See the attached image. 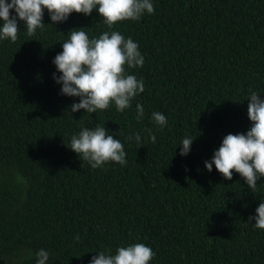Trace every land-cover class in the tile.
Instances as JSON below:
<instances>
[{
  "label": "trees",
  "instance_id": "obj_1",
  "mask_svg": "<svg viewBox=\"0 0 264 264\" xmlns=\"http://www.w3.org/2000/svg\"><path fill=\"white\" fill-rule=\"evenodd\" d=\"M43 22L32 35L20 22L16 41L0 40V264H35L40 248L49 264H87L137 242L155 252L148 264H264V229L248 221L264 176L250 189L234 169L226 179L204 167L224 135L252 123L247 95L264 96V0H154L152 13L115 22L144 56L142 66L124 65L144 90L122 112L110 102L72 113L79 97L59 94L52 77L76 27L90 38L110 31L102 15L53 22L45 10ZM153 111L167 117L163 128ZM97 123L124 145L125 165L92 168L68 146ZM186 136L191 150L180 155Z\"/></svg>",
  "mask_w": 264,
  "mask_h": 264
},
{
  "label": "clouds",
  "instance_id": "obj_2",
  "mask_svg": "<svg viewBox=\"0 0 264 264\" xmlns=\"http://www.w3.org/2000/svg\"><path fill=\"white\" fill-rule=\"evenodd\" d=\"M94 8L102 15L110 31L90 38L83 26L76 27L77 30L71 31L63 40L62 51L52 58L56 69L52 77L60 85L59 94L79 97L78 102L74 100L70 105L72 113L79 109L87 113L107 109L110 102L122 112L131 106L132 98L144 90L143 79L126 73L124 65L129 68L142 66L144 56L137 41L111 30L112 25L124 19L137 20L144 12L152 13L154 0H0V40L16 41L20 22L26 25L28 35L37 28H43L45 10L51 21L63 22L73 11L89 15ZM10 9L13 10L11 13ZM258 93L254 90L247 95V117L252 122L248 129L224 135L211 158L204 161L208 171L214 165L226 179H231V170L234 169L250 189H255L257 180L264 176V96ZM135 109V118L141 120L144 117L143 105L137 102ZM151 118L160 128L167 124V117L159 111H153ZM148 131L149 138L155 142V134ZM128 139L143 145L138 132H133ZM193 139V136H186L180 140V155L190 152ZM68 146L92 168L109 160L121 166L127 162L124 145L116 138V133L109 132L99 123L94 127H82L71 136ZM248 221H254L253 227L264 229V200H260L255 214L250 215ZM73 238L79 240V233ZM35 256V264H49L46 249H38ZM154 256L151 246L137 242L118 246L115 253L99 250L87 264H148Z\"/></svg>",
  "mask_w": 264,
  "mask_h": 264
}]
</instances>
